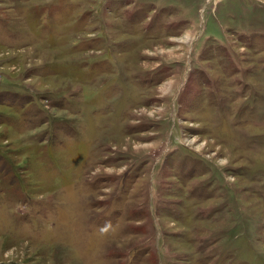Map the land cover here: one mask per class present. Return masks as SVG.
Returning <instances> with one entry per match:
<instances>
[{
  "label": "rangeland",
  "instance_id": "obj_1",
  "mask_svg": "<svg viewBox=\"0 0 264 264\" xmlns=\"http://www.w3.org/2000/svg\"><path fill=\"white\" fill-rule=\"evenodd\" d=\"M0 264H264V0H0Z\"/></svg>",
  "mask_w": 264,
  "mask_h": 264
}]
</instances>
